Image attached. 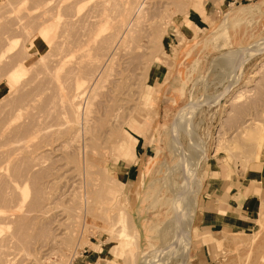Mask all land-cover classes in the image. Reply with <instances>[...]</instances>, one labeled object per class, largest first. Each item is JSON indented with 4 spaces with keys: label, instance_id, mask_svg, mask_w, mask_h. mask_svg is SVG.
I'll use <instances>...</instances> for the list:
<instances>
[{
    "label": "rangeland",
    "instance_id": "374dc122",
    "mask_svg": "<svg viewBox=\"0 0 264 264\" xmlns=\"http://www.w3.org/2000/svg\"><path fill=\"white\" fill-rule=\"evenodd\" d=\"M134 1L0 0V161L6 159L3 163L0 162V205L4 202V196L8 193L11 195L10 190H13L11 187L17 189V192L13 190V193L19 194L18 197L14 194L15 198H19L22 192L20 187L25 180L20 183L18 180L13 181L16 178L14 174V178L10 179L13 173L22 174L17 176L20 181L27 179L26 199L24 201L16 199V204L14 197L7 199L8 204L12 202L11 200L15 204V206L9 204L13 206L11 209L8 208L10 210L6 209L8 204L6 207L3 204L0 206L2 216L5 210L12 213L20 210L18 215H21L22 211L24 213L27 211V214L25 213L27 217L23 215L24 219L14 214L17 218L21 217L18 218L20 222L15 220V223H12L13 219L10 221L8 213L4 212L7 220L5 216V219L2 218L3 221L1 219L2 223L6 221L0 227V264H126L125 262L143 264L145 259L157 258L159 261H153L154 264H264V196L258 198L254 213L243 219L250 222L241 228L228 227L219 230L208 227L206 224L209 221L205 217L212 215L204 213L211 210V206H216L221 199L233 201L234 205L241 204L243 196L240 190L228 188L224 192V185L227 183L231 185L235 183L234 180H244L245 174L252 175V170L264 167V0H146V2L144 0L143 12H140V18L144 15L140 20L144 22L139 21L140 24L136 27L131 26L134 31L131 29L132 34L125 38L126 51L120 49L118 51L121 54L124 52V56L117 54L116 58H121H114L117 61L113 60L112 66L116 65L114 68L111 66L110 74L107 71L105 78L99 81L100 85L96 86V94L101 97L96 95L98 102L93 99L92 112L88 117L91 120L86 121L89 124L85 125L84 119L80 118L83 122H80L79 140H75L78 138L70 140L72 131L68 126L64 108L68 105L62 107L59 98H56L59 97L57 96L59 88L65 87L61 88L65 91L67 87L68 90V86L64 84H70V77H67V83L63 78L66 76L64 74L75 62L86 59L87 55L89 58L91 53L93 54L95 45L93 47L90 45V49L83 44L86 37L102 27L116 26L118 24L116 21L120 22L121 15V18L128 16L125 8L128 7L130 13V9L135 8ZM124 11H127L125 16L122 13ZM116 16L117 20H112L113 17L116 19ZM41 28L49 31L48 35L51 36L49 35L50 40L47 36L46 41L41 42L43 48L39 50L36 35ZM161 30L163 31L160 35ZM145 33L151 42H148ZM136 35H140L139 40ZM132 37H135L134 41ZM76 44L77 46L83 44L81 45L83 50L75 49ZM241 46L245 47L240 48ZM96 47L97 52L102 50ZM235 51L244 53L239 52L238 54L242 55L241 59L233 68H229L232 60L230 58ZM86 53V57L83 56ZM19 64L25 65L24 72L11 81L9 73ZM58 77V81L63 79V82H57L55 79ZM52 100L56 103L54 107L57 103L60 105L55 109L64 111L65 113L62 112L64 114L51 106ZM84 100L85 98L82 99L83 102ZM110 110L113 112L110 113ZM54 111H59L61 117L55 113L58 116L56 117ZM59 118L62 124L58 121ZM7 121L9 124L12 123L13 127ZM36 121L40 122V125L46 121L48 124L52 122L49 125L46 123L48 127L41 126L40 129ZM63 122H66L65 125ZM244 122L249 123L245 125ZM21 124L29 125H23L24 129ZM30 124L34 125L33 131L35 128L38 131V127L47 133H40V130L38 133L35 130L37 134L31 136L34 132L28 133L33 127ZM56 125L63 128L59 129V126L55 127ZM113 125L115 127H112ZM86 126L90 127L88 136L84 133ZM26 128H29L28 131ZM126 131L129 133L126 134ZM188 132L198 144L199 149L195 156L192 153L193 145ZM9 136L10 138L12 136V139ZM86 137L87 144L84 140ZM15 140L19 143L14 144ZM107 141L108 144L105 143ZM122 141L130 144V149L125 155L116 147ZM85 144L87 146L84 147ZM105 144L108 155L104 157L107 153ZM89 145L96 149L88 147ZM101 146L105 148L100 149ZM83 148H89L86 149L89 153L91 151L96 153L97 148L98 151L104 149L100 154L97 153L98 156L103 153V156L97 159L98 156L95 154L96 158L91 157L92 160L88 159V163L85 162L83 165ZM31 149L35 151L32 152L33 155L30 154ZM180 157L192 162L191 176L194 177L191 178L192 184L187 181L188 178L183 171L173 168ZM97 165L99 167H96ZM101 166L105 169H100ZM146 166L149 167V172L144 176L145 184L140 186L139 191L142 194L150 182L154 187L144 203L140 201L141 212L153 231L158 230L161 240H153L152 249L141 245L134 252L135 256L130 254L127 257L121 253L122 256L119 258L116 251L120 247L128 249L130 241L127 236L114 235L123 223V226L129 228L127 220L122 223L118 220L121 214H117V211L129 212L131 216L130 208L137 194L135 190L143 179L141 174L146 171ZM93 167L97 168L101 176L96 174L97 172L93 173ZM83 168L86 171L91 169L93 174L89 171V174L86 173ZM98 169H103L105 174ZM81 171L86 175L85 178ZM112 172L124 175L123 185H119L117 180L119 177ZM7 174L9 178L5 176ZM91 174L93 177L96 176V179L102 177V181L98 179L101 181L98 182ZM104 175L111 176L112 181ZM106 178L110 179L109 182ZM86 179L95 180L91 183L98 182L95 187L107 180L109 184H106L107 186L120 191L117 192L118 199L116 198L115 203L118 204L114 205L115 209H112L113 202L96 205L92 198V186H89V180L85 181ZM114 181L118 183L115 185ZM105 182L102 185H105ZM172 182L173 185H181L187 191L192 190L194 197L196 195L198 197V203L191 211V226L199 233L209 232L220 240V245L209 242L197 249H191L190 257H186V263V259L181 262L178 256L167 255L165 260L161 259L167 242L180 222L173 204ZM16 183H19V187ZM195 183L199 186L197 187L198 184ZM221 183L223 184L220 186ZM6 189L10 192L5 195L3 193ZM87 194L91 195L94 203L88 199ZM126 199L130 208L124 205ZM85 200L92 201V204L89 202L93 205L92 208L91 205L88 208L89 204L85 203ZM135 201L138 203V200ZM94 205L97 206L96 212L100 210L99 213L94 211ZM98 206L103 208L100 209ZM84 210H87V213ZM93 212L94 215L91 214ZM114 214L119 215L114 216L116 220L113 219ZM14 216L12 217L15 218Z\"/></svg>",
    "mask_w": 264,
    "mask_h": 264
},
{
    "label": "bare ground",
    "instance_id": "6f19581e",
    "mask_svg": "<svg viewBox=\"0 0 264 264\" xmlns=\"http://www.w3.org/2000/svg\"><path fill=\"white\" fill-rule=\"evenodd\" d=\"M145 2H146V0H145ZM144 0H135L134 1V6L133 7H135V8H132L133 10H131L130 9V11H131V13L129 12V10H128V7L127 8H125L127 11H128V16L127 17H122L121 18V16H120V22H117L116 21V26H110L109 28H108V26L107 27H102L101 29H99L98 31H96L95 32V30L93 31V33L92 34H90L91 33V31L89 32V34L90 35H88L87 37L84 35V37H86V40L84 41V45L85 46H87L88 48H90V45H92L91 47H93V45H95L94 46V49H93V54L91 53L92 51H90V53H91V57H89L88 58V55H87V53H88V51H87V53L84 55L83 54V56H85L86 57V55H87V58L86 59H81L80 61H78V62H75V64L71 67V65L69 66V67H71V69L69 70L67 67V69L69 70V71H66V73L64 74V75H66L65 77H63L64 78V80H65V82H67L68 83V80H67V77H70V84L68 83V85H66V83L64 84V83H62V84H64L65 86H68V90H67V87H66V90H67V92H66V90L65 91H63L62 89H64V88H62L61 86V88H59L58 89V92L59 93H57L56 95L57 96H59V97H56L58 100H59V103L61 104V106L63 107V106H65V105H68L67 107L65 106L64 108H65V111H66V117L68 118V120H67V122H68V126H69V128L71 129V131H72V135L70 136V140L71 139H75V138H78L79 136V132H80V129H79V127H80V122L82 123L83 121V119H84V123H85V125H86V123L88 122L87 120H91V119H88V117H89V115H91L90 113L92 112V109H91V106L93 107V104L92 103H94V101H93V99L96 97V95H98V94H96V86L98 85H100L99 84V81H102L101 79L102 78H105V76H106V73H107V71H108V73L110 74V69H111V66H112V64H113V60H114V62H116L117 60L116 59H120L121 57H118V58H116V56H117V54L119 53L118 51H119V49H120V51H124L125 49H126V46L127 45H125V38H126V36L128 35V34H130L131 33V31L133 30L134 31V29L133 28H131V26L133 25H135V27L137 26V24L139 25L140 24V22L139 21H141L140 19L142 18V17H144V15L140 18V12L142 11V9H143V7L142 6H144ZM127 11H124V12H122L123 13V16H125L126 14V12ZM143 12V11H142ZM130 13V14H129ZM118 14H121V13H118ZM125 14V15H124ZM104 16V15H103ZM108 18V17H107ZM106 18V19H107ZM114 19V21L115 20H117V16H116V19H115V17H113L112 18V20ZM143 19V18H142ZM101 20V19H100ZM111 20V19H110ZM119 20V19H118ZM102 21V20H101ZM107 21V20H106ZM109 21V20H108ZM143 21V20H142ZM141 21V22H142ZM144 22V21H143ZM97 22H95V24H96ZM104 24H105V22H103ZM108 23V22H107ZM115 23V22H114ZM113 23V24H114ZM100 25V24H99ZM110 25V24H109ZM151 25V24H150ZM100 27V26H99ZM139 28V27H138ZM132 29V30H131ZM157 29V28H156ZM92 30V29H91ZM107 30V31H106ZM135 30H136V28H135ZM139 30V29H138ZM137 30V31H138ZM141 30V29H140ZM151 30V29H150ZM104 31V32H103ZM142 31V30H141ZM159 31V30H158ZM162 31L163 30H161V33H160V35L162 34ZM88 32V31H87ZM139 32V31H138ZM145 32H147L146 30H145ZM48 33H49V31H46V29L45 28H41L40 30H39V32L37 33V39H38V41H36V42H38V43H36L37 44V46H38V49L39 50H41L43 47L41 46V42H43V41H46V39H47V36H48V38H49V40H50V37H49V35H48ZM135 33H136V31H135ZM143 34H144V32H142ZM132 34V33H131ZM138 34H140V32L138 33ZM141 35V34H140ZM140 35H136L137 37H138V40H139V36ZM146 33H145V37H146ZM149 35H150V33H149ZM51 36V35H50ZM132 36V35H131ZM135 36V37H136ZM144 36V35H143ZM148 36V35H147ZM152 36V35H151ZM34 37V36H33ZM83 37V36H82ZM134 37V38H135ZM153 37V36H152ZM159 37V36H158ZM129 38V37H128ZM134 38L132 37L131 39L134 41ZM154 38V37H153ZM140 39H141V37H140ZM146 39H148L149 41L148 42H151V40L148 38V37H146ZM152 39V38H151ZM48 40V41H49ZM82 40H84V39H82ZM137 40V42H139ZM81 41V40H80ZM128 41V40H127ZM154 41V40H153ZM158 41V40H157ZM78 42V41H77ZM83 42V41H82ZM147 42V41H146ZM132 43H134V42H132ZM75 44V43H74ZM77 44H80V43H77ZM77 44L76 45H74V46H76L75 47V49H82L83 47H81V45L83 46V44H81V45H79V46H77ZM97 44V45H96ZM71 45V44H70ZM157 45V44H156ZM96 46H98V47H100V49H102V50H100V54L96 51V50H98V48L96 47ZM136 46V45H135ZM138 46V45H137ZM136 46V47H137ZM160 46V45H159ZM71 47H72V45H71ZM95 47L97 48L96 50H95ZM132 47V46H131ZM139 47H140V45H139ZM67 48V47H66ZM258 49H260L259 47H257ZM263 48V47H262ZM68 49V48H67ZM73 49V48H72ZM74 49V50H75ZM85 49V48H84ZM91 49V48H90ZM255 49V48H254ZM66 50V49H65ZM69 50V49H68ZM73 50V51H74ZM78 50H76V51H78ZM83 50V49H82ZM87 50H89V49H87ZM95 50V51H94ZM70 51V50H69ZM102 51H103V53H102ZM126 51V50H125ZM129 51H131V50H129ZM140 51V50H139ZM138 51V52H139ZM141 51H143V50H141ZM65 52H67V51H65ZM239 52H242V53H244L243 51H235V52H233V54H232V58H230V59H232L231 61L229 60V58H228V60L230 61V67L229 68H233L234 67V64L237 62V61H239L240 59H241V57L240 56H242V55H239L238 53ZM26 53V52H25ZM89 53V54H90ZM123 53L124 52H122V54H121V52L119 53V54H121V56L123 55ZM141 53V52H140ZM96 54H99V55H96ZM128 54V53H127ZM136 54V53H135ZM94 55V56H93ZM143 55V54H142ZM162 55V54H161ZM229 55H230V53H229ZM90 56V55H89ZM93 56V57H92ZM124 56V55H123ZM140 56V55H139ZM145 56V55H144ZM137 57V56H136ZM114 58H116V59H114ZM138 58V57H137ZM116 60V61H115ZM140 60V59H139ZM146 60V59H145ZM125 61V60H124ZM142 61V60H141ZM228 61V62H229ZM226 62H227V59H226ZM119 63V62H118ZM150 63V62H149ZM67 64V63H66ZM116 65V64H115ZM115 65H113V66H115ZM118 65V64H117ZM143 65V64H142ZM61 66H62V64H61ZM112 66V67H113ZM139 66V65H138ZM227 66H229V65H227ZM64 67H65V65H64ZM141 67V66H140ZM143 67V66H142ZM60 68V67H59ZM66 68H64V70L66 69ZM114 68V67H113ZM147 68V67H146ZM24 69H25V65L24 64H19V65H17L16 67H15V69L13 68V70H11V73H9L10 74V79H11V81H13L14 80V78L15 77H20V75L21 74H23V72H24ZM62 69H63V66H62ZM135 69V68H134ZM112 70H115V69H112ZM147 70V69H146ZM67 72H69V73H67ZM112 72V71H111ZM122 72V70L120 71V73ZM140 72V71H139ZM71 73V76H69V74ZM107 73V74H108ZM118 73V72H117ZM67 74H68V76H67ZM62 78V77H61ZM66 78V79H65ZM126 78V77H125ZM58 79H59V77L57 78V79H55V80H57V82H59V83H61V82H63V79L61 80V81H58ZM69 79V78H68ZM123 79H124V77H123ZM122 79V80H123ZM67 80V81H66ZM107 80V79H106ZM119 80V79H118ZM10 81V82H11ZM120 81H121V78H120ZM56 82V81H55ZM123 82V81H122ZM235 82V81H234ZM119 83V82H118ZM259 83V82H258ZM120 84V83H119ZM235 84V83H234ZM63 85V86H64ZM102 85V84H101ZM258 85V84H257ZM9 86H11V84H9ZM57 86H58V84H57ZM116 86V83H115V85H114V87ZM121 86V85H120ZM120 86H118V87H120ZM56 87V86H55ZM130 87V86H129ZM128 87V88H129ZM56 88H58V87H56ZM56 88H54V90L56 89ZM123 88V87H122ZM101 89V88H100ZM120 89H121V87H120ZM254 89V88H253ZM57 90V89H56ZM115 90V89H114ZM259 90V89H258ZM8 91V90H7ZM99 91V90H98ZM121 91V90H120ZM252 91V90H251ZM255 92V91H254ZM115 94H116V92H114ZM118 93H120V92H118ZM55 94V93H54ZM86 94H88L87 96H86ZM101 94V93H100ZM256 94V93H255ZM114 95V94H113ZM117 95V94H116ZM119 95V94H118ZM99 97H101L100 95H98ZM98 96H97V99H98ZM246 96V95H245ZM54 97V96H53ZM116 97V96H115ZM85 98V100H84V102L82 101V99H84ZM3 99V98H2ZM114 99V98H113ZM263 99V98H262ZM94 100H96V98L94 99ZM251 100V99H250ZM54 101L56 102V99H54ZM54 101L52 100V102H53V105H51V106H53L54 107V104H56V103H54ZM93 101V102H92ZM97 102L99 101V100H96ZM247 101H249V100H247ZM254 101V100H253ZM115 102V101H114ZM113 102V103H114ZM117 102V101H116ZM235 102V101H234ZM262 102V101H261ZM96 103V102H95ZM113 103H112V105H113ZM247 103V102H246ZM255 103V102H254ZM119 104V103H118ZM126 104V103H125ZM110 105V104H109ZM108 105V106H109ZM115 105V104H114ZM117 105V104H116ZM124 105V104H123ZM262 105V104H261ZM58 106V107H57ZM57 106L55 105V107H57V108H59V106L60 105H58V103H57ZM119 106V105H118ZM117 106V107H118ZM248 106H249V104H248ZM55 107H54V109H55ZM110 107V106H109ZM109 107H108V109H109ZM116 107V108H117ZM130 107V106H129ZM192 107V106H191ZM196 107V106H195ZM247 107V106H246ZM121 108H122V105H121ZM245 108V107H244ZM249 108V107H248ZM53 109V110H54ZM60 109H62V108H60ZM107 109V108H106ZM125 109V108H124ZM130 109V108H129ZM191 109H193V108H191ZM191 109L189 110V112L191 113ZM254 109V108H253ZM252 109V110H253ZM264 109V108H263ZM55 110H59V109H55ZM67 110H68V112L70 111V113H68L67 112ZM94 110V109H93ZM126 110V109H125ZM243 110V109H242ZM248 110H250V109H248ZM51 111H52V109H51ZM61 113L62 112H64V111H61V110H59ZM55 112L54 111V114L55 113H60V112ZM111 111V110H110ZM243 111H245V110H243ZM256 111V110H255ZM50 112V111H49ZM94 112V111H93ZM113 111H111L110 113H112ZM117 112V111H116ZM124 112V111H123ZM127 112V111H126ZM189 112H187V113H189ZM247 112H249V111H247ZM65 113V112H64ZM64 113H62V114H64ZM108 113V112H107ZM115 113V112H114ZM184 113V112H183ZM262 113V112H261ZM260 113V114H261ZM48 114V113H47ZM51 114H52V112H51ZM241 114H243V113H241ZM260 114H258V116H260ZM49 115H50V113H49ZM49 115H47V117L49 116ZM93 115V114H92ZM108 115V114H107ZM115 115H116V113H115ZM124 115V114H123ZM126 115V114H125ZM192 115V114H191ZM51 116V115H50ZM55 116L56 117H58V116H60V114L57 116V114H55ZM62 116H64V115H62ZM68 116H70V117H68ZM80 116H82V117H80ZM183 116V118H184V115H182ZM245 116V115H244ZM243 116V117H244ZM249 116H250V114H249ZM46 116H44V118H45ZM46 117V118H47ZM54 117V116H53ZM52 117V118H53ZM55 117V118H56ZM61 117V116H60ZM92 117V116H91ZM109 117V116H108ZM111 117H112V115H111ZM264 117V116H263ZM43 118V119H44ZM50 119H51V117H49ZM80 118H83V119H81L80 120ZM110 118V117H109ZM113 118V117H112ZM112 118H110V119H112ZM118 118V117H117ZM182 118V117H181ZM256 118V117H255ZM254 118V119H255ZM42 119V120H43ZM57 119V118H56ZM60 119V118H59ZM122 119V118H121ZM124 119V118H123ZM185 119H186V117H185ZM252 119V118H251ZM42 120L40 121V122H42ZM53 120H55L54 118H53ZM52 120V121H53ZM64 120V119H63ZM188 120V119H187ZM187 120H185L186 122H187ZM243 120V119H242ZM37 121H39V119L37 120ZM36 121V122H37ZM44 121H45V119H44ZM49 121V120H48ZM48 121H46V123L48 122ZM51 121V122H52ZM58 121H60L61 122V119L60 120H58ZM66 121V120H65ZM87 121V122H86ZM93 121V120H92ZM92 121H90V123L92 122ZM8 122V121H7ZM40 122H37L38 124H39V128L40 129H42L43 128V126L44 127H48V125L51 123H45V122H43V123H45V125H47V126H45L43 123H41V125H40ZM55 122H57V121H55ZM54 122V123H55ZM113 122V121H112ZM252 122V121H251ZM260 122H261V120H260ZM264 122V121H263ZM14 123V122H13ZM53 123V124H54ZM58 123V122H57ZM64 123V122H63ZM66 123V122H65ZM65 123H64V125H65ZM245 123V122H244ZM249 122H247V124H248ZM8 124H9V122H8ZM12 124V123H11ZM11 124H9V125H11ZM38 124L36 125V126H38ZM43 124V125H42ZM60 124H62V122L60 123ZM59 124V125H60ZM87 124H89V123H87ZM93 124V123H92ZM91 124V125H92ZM131 124V123H130ZM182 124V123H181ZM184 125H185V123H183ZM246 123H245V125H247ZM257 124H259V123H257ZM19 125V124H18ZM27 126V125H29V124H21V126ZM30 125H32L33 127L31 128V127H29V128H31L32 130L31 131H29L28 133H30L31 134V132L33 131V129H34V125L33 124H30ZM59 125H56L55 127H57V126H59ZM83 125V124H82ZM84 125V126H85ZM188 125V124H187ZM245 125H244V127H245ZM252 125V124H251ZM250 125V126H251ZM259 125H261V124H259ZM8 126V125H7ZM12 126V125H11ZM11 126H9V128H11ZM20 126V125H19ZM23 126V127H24ZM41 126H42V128H41ZM50 126H52V125H50ZM49 126V128H51ZM61 126V125H60ZM60 126H59V129H61V128H63V127H61L60 128ZM67 126V125H66ZM65 126V127H66ZM88 126V125H87ZM86 126V127H87ZM117 126V125H116ZM239 126H242L243 127V125H239ZM250 126H248V127H250ZM263 126H264V124H263ZM4 127V126H3ZM13 127V126H12ZM18 127V126H17ZM64 127V128H65ZM112 127H115L114 125L112 126ZM242 127H240V128H242ZM260 127V126H259ZM6 128V126L4 127V129ZM28 128V129H29ZM38 127H37V129H38V131L40 130ZM83 128H85V127H83ZM90 127H87V129L85 130V132H84V129L82 130V128H81V130L85 133V135L86 136H88L87 134H89V133H87V132H89L88 131V129H89ZM117 128V127H116ZM130 128V127H129ZM23 129V128H22ZM24 129H25V127H24ZM27 129V128H26ZM28 129L26 130V131H28ZM47 129V128H46ZM46 129H45V131H46ZM111 129V128H110ZM113 129V128H112ZM111 129V130H112ZM118 129V128H117ZM247 129V128H246ZM258 129V128H257ZM13 130V129H12ZM11 130V131H12ZM35 130H36V128H35ZM33 131L32 133V135L31 136H35L36 134H37V132L36 131ZM64 130V129H63ZM66 130V129H65ZM67 130H68V127H67ZM94 130V129H93ZM110 130V131H111ZM116 130V129H115ZM115 130H112V131H115ZM248 130H249V128H248ZM3 131V130H2ZM8 131V130H7ZM15 131V130H14ZM14 131H13V133H14ZM21 131V130H20ZM19 131V132H20ZM41 131V130H40ZM48 131V130H47ZM71 131H70V134H71ZM117 131V130H116ZM9 132V131H8ZM94 132V131H93ZM243 132H245V131H243ZM247 132V131H246ZM3 133V132H2ZM2 133H1V135H2ZM12 133V134H13ZM25 133H27V132H25ZM25 133H22L23 135H25ZM36 133V134H35ZM39 133V132H38ZM40 133H47V132H40ZM48 133H50V132H48ZM116 133V132H115ZM129 132L128 131H126V134H128ZM188 133H190V132H188ZM249 133V132H248ZM252 133V132H251ZM250 133V134H251ZM9 135H10V133H8ZM16 134V133H15ZM30 134L28 135V136H30ZM67 134H69V133H67ZM112 134V133H111ZM249 134V135H250ZM39 135V134H38ZM37 135V136H38ZM116 135H118V134H116ZM190 135H191V133H190ZM248 135V136H249ZM13 137H14V135H12ZM12 136H11V138H10V136H9V138L10 139H12ZM30 136V137H31ZM108 136H109V134H108ZM119 136V135H118ZM92 137V136H91ZM94 137V136H93ZM21 139L23 138V136L22 137H20ZM88 137H86L84 140H85V142H86V144L88 143L87 142V139ZM105 138V137H104ZM15 139V138H14ZM13 139V140H14ZM21 139H18L19 141L21 140ZM68 139H69V137H68ZM106 139V138H105ZM110 139V138H109ZM113 138H111V140H112ZM124 139V138H123ZM123 139H120V140H123ZM190 139H191V144L193 145V151H192V153H193V156H195L196 155V152L198 151V144H197V142H196V140H195V138H193L192 137V135L190 136ZM76 141L77 140H79V138L78 139H75ZM93 140H94V138H93ZM108 140V139H107ZM124 140H126V139H124ZM9 141V140H8ZM19 141H17L16 142V140H15V142H14V144L15 143H19ZM69 141V140H68ZM74 141V140H73ZM89 141V140H88ZM109 141V140H108ZM108 141L107 142H105V143H107L108 144ZM12 142V143H13ZM89 142H91V141H89ZM113 142V141H112ZM97 143V142H96ZM84 144V143H83ZM84 145V147L85 146H87V145ZM89 144H92V143H89ZM23 145H26L27 146V144H25V143H23ZM78 145V144H77ZM80 145V144H79ZM98 145H100V144H98ZM25 146V147H26ZM81 146V145H80ZM96 146V145H95ZM107 145L105 144V147H106ZM189 146V145H188ZM88 147H90V145L88 146ZM93 147V146H92ZM92 147H90V148H92ZM98 147V146H97ZM104 146H101L100 147V149L101 148H103ZM104 147V148H105ZM117 147V149L119 150V152H122L123 153V155H125L126 154V151H129V149H130V144L129 143H126L125 141H122L121 143H119L118 144V146H116ZM78 148H80V147H78ZM107 148V147H106ZM36 149V148H35ZM84 149V148H83ZM87 148H85L84 150H82V152H83V156H82V158L84 159V162H83V159H81L82 160V162H83V165H85V162L86 163H88V159H91V157H93L95 154H96V156H98L97 155V153L98 154H100V151H98L99 149L97 148V150H96V153L94 152V151H91L90 153L87 151V150H89V148L86 150ZM92 149H96L95 147H93ZM187 149H188V147H187ZM32 150V149H31ZM31 150H29V151H31ZM81 150V149H80ZM190 150V149H189ZM188 150V151H189ZM28 151V153H30ZM98 151V152H97ZM102 151H104V149L102 150ZM101 151V152H102ZM187 151V150H186ZM32 152H35V151H31V153L30 154H32ZM77 152L79 153V151L77 150ZM115 152V151H114ZM183 152V151H182ZM27 153V154H28ZM117 153V152H116ZM191 153V154H192ZM11 154V153H10ZM30 154H28V155H30ZM110 154V153H109ZM186 154H187V152H186ZM186 154H185V157H186ZM191 154H189L190 156H191ZM5 155V154H4ZM28 155H26V156H28ZM33 155V154H32ZM32 155H30L31 157H33ZM79 155V154H78ZM101 155L103 156V153H101ZM100 155V156H101ZM106 155H108V148H107V153L104 155V157L106 156ZM114 155H115V153H114ZM117 155H118V153H117ZM100 156H98L97 157V159L100 157ZM182 156V155H181ZM11 157H13V156H11ZM30 157V158H31ZM37 156H34V158H36ZM79 157V156H78ZM95 157V156H94ZM93 157V158H94ZM185 157H180V159L174 164V166H173V168L175 169V170H181V171H183V173L186 175V177L188 178L187 179V181L190 183V184H192V180H191V178L193 179L194 177H192L191 176V174H192V171H193V167H192V162H190L189 160H186V158ZM188 157V156H187ZM80 158V157H79ZM96 158V157H95ZM100 158H102V157H100ZM185 158V159H184ZM9 159H10V157H9ZM187 159H189V157L187 158ZM6 159L4 158V161H5ZM92 160V159H91ZM95 160V159H94ZM103 160V159H102ZM191 160V159H190ZM2 161V160H1ZM0 161V162H1ZM4 161H2V163L4 162ZM9 161V160H8ZM7 161V162H8ZM10 161H11V159H10ZM192 161V160H191ZM78 162H80V161H78ZM93 162V161H92ZM91 162V165H93V163ZM6 163V162H5ZM81 163V162H80ZM82 164V163H81ZM89 164H90V162H89ZM79 165V164H78ZM82 165V166H83ZM96 165V164H95ZM94 165V166H95ZM81 166V165H80ZM88 166V165H87ZM96 167H99V165H97ZM78 168V167H77ZM85 169H87L86 167H84ZM83 168V169H84ZM90 168H92L91 166H90ZM94 168V167H93ZM101 168H104V167H100V169ZM15 169V168H14ZM14 169H13V171H14ZM79 169V168H78ZM84 169V170H85ZM97 169V168H96ZM95 168L94 169H92L94 172V174H95V172H97V170H96ZM100 169H98V171L100 170ZM105 169V168H104ZM84 170H83V172H84ZM92 170L91 169H89V170H85V172L86 173H88L89 174V172H91L92 173ZM89 171V172H88ZM100 171H102L103 173H104V170L102 169V170H100ZM15 172V171H14ZM82 172V171H81ZM83 172H82V174H83ZM84 172V173H85ZM172 172H174V171H172ZM17 173H19L18 171H17ZM92 173V174H93ZM100 173V172H99ZM98 172L96 173V174H99ZM14 174L16 175V178L15 179H13L14 178ZM88 174H87V176H88ZM92 174H91V176H92ZM102 174V173H101ZM105 174V173H104ZM112 174H114V175H116V176H118L119 178H117V180H118V182H119V185L120 184H124V180H125V177H124V175H117V173L115 174L114 172H112ZM11 175V174H10ZM20 175V173L17 175L16 174V172L15 173H13V175H12V177L10 176V179L12 178L13 179V181L14 180H18V182L20 183V182H23V180H25L24 181V183L22 184V187H20V190H22V192H20V196H19V198H15L14 196L17 194V193H13V190H14V186L13 187H11L13 190H10L11 188L9 187V189L8 190H10V191H12L11 192V195H10V193H8V195L7 196H9L8 198H7V196H4L5 197V199H3V206L4 207H6L7 206V204H8V202H9V200L11 199L10 197H14V201L16 200V199H18V201H24L25 199H26V194H25V191H26V188H27V179H22L21 181H20V179H19V177H17V176H19ZM22 175V174H21ZM20 175V176H21ZM81 175V174H80ZM100 175V174H99ZM111 175V174H110ZM7 178H9L8 176V174L7 175H5ZM4 176V177H5ZM83 176H84V178L86 177V175L85 174H83ZM82 176V177H83ZM95 176V175H94ZM98 176V175H97ZM101 176V175H100ZM99 176V178L98 179H100L101 180V178L102 177H100ZM103 176V175H102ZM105 176V175H104ZM108 175H106L105 177H107ZM88 177H90V176H88ZM96 177V176H95ZM95 177H93L92 176V178H94L95 180H97L98 181V179H96ZM104 177V178H105ZM18 178V179H17ZM21 178V177H20ZM23 178V177H22ZM83 178V179H84ZM91 178V179H92ZM108 178H110L111 179V181H112V177L110 176H108ZM79 179V178H78ZM90 179V178H89ZM89 179H86L85 181H88ZM107 179V178H106ZM109 179V180H110ZM5 180V179H4ZM3 180V181H4ZM8 180V179H7ZM95 180H89L88 182L90 183L89 184V186L91 185L92 186V191L91 192H93V196H92V198L96 201V205H97V203H99V204H105V203H111V202H113V208L112 209H115L114 208V205L116 204H118V203H115V201L117 202V199H118V194H117V192H120L118 189H114L113 187H111V186H107V185H109V184H107V180H103L104 182H105V185H102V183L104 184V182H102L101 184L99 183V185L97 184V186L95 187V185H96V183H98V182H96V183H91V182H95ZM109 180H108V182H109ZM117 180H115V181H117ZM6 181V180H5ZM15 181V182H16ZM84 181V180H83ZM84 181V182H85ZM102 181V180H101ZM100 181V182H101ZM114 181V182H115ZM1 182V181H0ZM6 182H8V181H6ZM82 182V181H81ZM118 182H115V185H116V183H118ZM9 183L11 184V181L9 180ZM19 183L17 184V186L19 185ZM113 183V182H112ZM112 183H110V184H112ZM176 183V182H175ZM10 184H9V186H10ZM14 184V183H13ZM12 184V185H13ZM20 184V185H21ZM87 185H88V183H86ZM107 184V185H106ZM196 185L198 184V183H195ZM1 185V184H0ZM5 185V184H4ZM80 185V184H79ZM171 185V184H170ZM172 185H173V182H172ZM16 186V185H15ZM88 186V187H89ZM105 186V187H104ZM114 186V185H113ZM199 186V184L197 185V187ZM19 187V186H18ZM18 187H16V188H18ZM81 187V186H80ZM85 187H87V186H85ZM114 187H116L117 188V186H114ZM193 187V186H192ZM119 188V187H118ZM194 188V187H193ZM86 189V188H85ZM120 189V188H119ZM172 189H173V193H174V198H173V204H174V207H175V209H176V211L178 212V220L180 221L179 223H177V224H179V225H177L176 227H177V229L175 230V232L174 233H172V237L170 238V240L167 242V245L165 246V253L164 254H162L161 256H163V258H161L162 260H165L166 259V256L168 255L169 257H173V256H178L180 259H181V262H184V260H185V258L187 257V254H188V250H189V245H190V241H191V221H192V213H191V211H192V209H193V207H194V203H195V197H194V193L192 192V190H190V191H187L186 189H184L181 185H173L172 186ZM171 189V190H172ZM7 189H6V191H5V193H3V194H5L6 195V193L7 192H10V191H8ZM16 190V192H17V189H15ZM15 190H14V192H15ZM87 190V189H86ZM90 190V189H89ZM85 191V190H84ZM88 191V190H87ZM90 192V191H89ZM88 192V193H89ZM13 193V194H12ZM85 193V192H84ZM2 194V193H1ZM15 194V195H14ZM86 194V193H85ZM120 194V193H119ZM18 195L19 194H17V197H18ZM88 195V194H87ZM123 195V194H122ZM91 196V195H90ZM90 196L88 195L87 197H88V199H91L90 198ZM97 196V197H96ZM120 196V195H119ZM99 197V198H98ZM117 198V199H116ZM7 199H9V200H7ZM116 199V200H115ZM1 200H2V198H1ZM13 200H11L12 202L11 203H9V204H13L14 202H13ZM92 200V199H91ZM90 200V201H91ZM94 200H92L93 201V203L95 202ZM125 200V199H124ZM6 201H7V203H6ZM89 200H85V203H88L89 205H88V208H90V205L92 204V201H91V204L89 203L90 202ZM119 201V200H118ZM16 202H17V200L15 201V204H16ZM124 202V201H123ZM22 203V202H21ZM126 203V204H125ZM125 203H124V205H127V206H129L128 205V203H127V199H126V201H125ZM131 203V202H130ZM1 204V205H2ZM4 204H6V205H4ZM9 204H8V206H9ZM15 204H13V206H15ZM84 204V203H83ZM119 204H121V203H119ZM0 205V206H1ZM18 205H20L19 203H18ZM23 205V204H22ZM100 205V206H101ZM121 205H123V204H121ZM7 206V208L6 209H8V208H12L13 206L12 205H10L9 207ZM87 206V205H86ZM92 206L93 205H91V208H92ZM100 206H98L100 209H102L103 207H100ZM111 206V207H112ZM117 207V206H116ZM94 211L96 210V208H97V206H95L94 205ZM104 208H106V207H104ZM108 208V207H107ZM110 208V207H109ZM129 208H130V206H129ZM10 209H8V210H10ZM111 209V208H110ZM131 209V208H130ZM3 210H5L4 208H3ZM8 210H5L4 212L7 214V217H9L8 219H10L11 218V220L10 221H12V219H13V221H12V223L15 221V220H17V221H15V222H20V220L18 221V218L20 219L21 217H15L14 216V214L15 215H17V216H22L23 217V215L27 212H25L24 213V211H22V213H21V215H18V211H20V210H17V209H15V210H17V211H15L16 213H12V212H8ZM98 210V209H97ZM0 211H1V209H0ZM7 211V212H6ZM30 211V210H29ZM86 213H87V210H84ZM90 211V210H89ZM88 211V212H89ZM100 211V210H99ZM99 211H97L98 213H99ZM103 211V210H102ZM113 211V210H112ZM123 211V210H122ZM122 211L120 210H118L117 211V214L118 213H120L121 215L119 216V215H117V216H119L118 218V220L122 223L123 221H126L127 220V222L126 223H128L129 222V228L127 227H125V226H123L124 225V223L122 224V227H120V229H118V231L116 232V234H114V235H118L119 234V236H127L128 237V240L130 241V244L128 245V249H124V248H122V247H120L119 248V250L118 251H116V255H117V257H119V258H121V256H122V254L121 253H124V255L123 256H129L130 254L132 255V254H134V256H135V251L134 250H136L137 249V240H138V234L136 233V231H135V229H134V224L132 223V220H131V216H130V213L129 212H124V213H122ZM3 212V216L0 214V223H1V226L0 227H2V224L7 220V217H6V214ZM96 212V211H95ZM96 212V213H97ZM2 213V212H1ZM29 213V212H28ZM90 213V212H89ZM27 214V213H26ZM25 214V215H26ZM91 214H93L94 215V212L93 213H91ZM91 214H90V216H91ZM104 214V213H103ZM82 215V214H81ZM84 215V214H83ZM102 215V214H101ZM100 215V216H101ZM115 214L113 215V217L114 216H116ZM4 216H5V218H6V220L2 223V221L5 219L4 218ZM12 216H14L15 218H13ZM97 216V215H96ZM99 216V215H98ZM24 217H27V215L26 216H24ZM24 217L22 218V219H24ZM105 217V216H104ZM103 217V218H104ZM2 218H4V219H2ZM17 218V219H16ZM102 218V217H101ZM112 218V217H111ZM1 219H2V221H1ZM113 219H115V217L113 218ZM113 219H112V221H113ZM102 220V219H101ZM116 220V219H115ZM9 221V222H10ZM22 221V220H21ZM111 221V220H110ZM14 222V223H15ZM116 222V221H115ZM118 222V221H117ZM178 222V221H177ZM111 223V222H110ZM113 224H114V222H112ZM120 223V224H121ZM172 223V222H171ZM120 224H118V225H120ZM112 225V224H111ZM116 225V224H115ZM126 225V224H125ZM114 226V225H113ZM121 226V225H120ZM127 226H128V224H127ZM1 230V229H0ZM2 230H3V228H2ZM66 234V233H65ZM116 250V249H115ZM154 253V252H153ZM2 254V253H1ZM158 254V253H157ZM161 254V253H160ZM6 256L8 255V254H5ZM2 256V255H1ZM3 256H4V253H3ZM155 256H158V255H155ZM2 258V257H1ZM4 258H5V256H4ZM4 258H3V261H4ZM9 258V257H8ZM124 259V258H123ZM159 258H157L156 260H158ZM1 260V259H0ZM121 260V259H120ZM125 260V259H124ZM134 260V259H133ZM156 260H154V259H152V260H147V259H145L144 261H143V264H154L153 263V261H156ZM8 261V260H7ZM128 261V260H127ZM159 261V260H158ZM180 262V263H181ZM1 263H3V262H1ZM126 264H128L127 262H125Z\"/></svg>",
    "mask_w": 264,
    "mask_h": 264
},
{
    "label": "crops",
    "instance_id": "0c3cea01",
    "mask_svg": "<svg viewBox=\"0 0 264 264\" xmlns=\"http://www.w3.org/2000/svg\"><path fill=\"white\" fill-rule=\"evenodd\" d=\"M245 46H241L240 48ZM145 168L146 171H143V173L141 174V178L143 179L140 181L139 187L135 190L137 192V194L135 195V200H138V203H136V201L134 200L131 208V220L134 224V229L138 234L137 249H139L141 245L143 247L152 249L154 245L153 240H161L158 230L156 232L153 231L152 227L148 223H146L141 212V202L144 203L147 197L151 194L154 187V184L150 182L145 186V191L142 194L139 191L140 186H143L145 184L144 176L149 172V167L146 166ZM251 174L252 175L245 174L244 180H234L236 184L233 183L231 185H228L227 183L226 185H224V192H226L228 188L240 190V194L243 196V200L241 204L238 205H234L235 203L233 201H228L225 199L219 200L218 203H216V206H211V210L204 212L205 214L212 215V217H205V219L209 221L206 226L222 230V228L228 227L241 228L250 222V220L244 221L243 219L249 218L252 213H254L258 198L260 196H264V167L252 170ZM222 184L223 183H221L220 186ZM195 200L196 201L194 203V207L198 203L197 195L195 197ZM162 204L163 206H165L164 202ZM163 211V215L165 216V210ZM209 242H215L217 245H220V240L214 238V236H212L209 232H205L202 234L199 233L196 228H193L191 226V241L187 258L190 257L191 249H197L201 245L208 244ZM137 249L135 250V252L137 251ZM187 258H185V263L187 261Z\"/></svg>",
    "mask_w": 264,
    "mask_h": 264
}]
</instances>
